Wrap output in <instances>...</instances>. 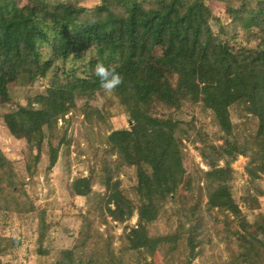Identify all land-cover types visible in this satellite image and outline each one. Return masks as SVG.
<instances>
[{"label":"trees","instance_id":"1","mask_svg":"<svg viewBox=\"0 0 264 264\" xmlns=\"http://www.w3.org/2000/svg\"><path fill=\"white\" fill-rule=\"evenodd\" d=\"M252 1L230 0L222 10L227 16L223 21L222 12L214 14L210 0H101L94 7L72 0H29L19 10H13L8 0H0V88L6 98L7 76L45 77L57 60L79 58L85 51L95 49L88 76L52 83L48 107L21 106L5 115L11 134L22 139L28 149L37 150L32 163L27 165L30 176L38 171L46 143L50 153L47 168L57 164L60 144L54 146L51 139L59 135V120L71 123L66 116L76 108L75 95L103 91L94 73L98 63L115 67L123 76V83L115 91L134 121L130 129L98 136L90 132L87 136L103 146V153L99 156V149L95 150V167L89 175L74 179L68 189L74 196H89L93 176L100 171L107 200L97 221L87 218L75 245L62 250L59 264H131L128 257L136 256L137 261L147 259L144 256L154 255L161 244L172 246L168 258L176 260L185 244L187 259L183 264H192L201 253L202 233L213 232L205 225L207 215L216 209L233 216L212 220L219 240L236 246V250L231 249L232 261L226 264H264V238L249 232L246 214L230 188L234 172L231 163L239 155L251 157L247 167L251 177L259 178L260 172H264V165H256L264 156V0ZM214 22L219 24L217 31ZM238 29L244 31L250 42L238 41ZM256 40V46L249 44ZM157 47H163L165 57L180 64L185 77L183 86L158 77L152 64ZM189 100L202 102L215 113L224 141H204L196 132L192 141L202 144L200 155L210 167L205 170L196 165L190 173L189 186L196 182L200 196L193 203L186 201L174 209L180 220L177 230L153 234L152 226L170 211L167 202L176 199L178 187L185 179V139H189L191 130L196 131L193 121L158 116L154 104L179 109ZM237 103L258 119L257 131L248 138L239 136L231 118L230 108ZM84 114V122L91 126L96 121L94 116L102 118L95 110L86 109ZM66 132L64 129L62 134L67 135ZM59 137L69 149L72 141ZM85 152L81 148L78 155ZM222 159L223 167L219 166ZM132 166L136 168L137 181L131 190H125L120 174L123 168ZM202 195L208 199L205 206ZM28 198L15 162L0 147V212L12 201L19 204ZM245 202L252 209L260 206L257 197L248 196ZM30 208L33 209L26 207L24 211ZM40 211V239L44 241L51 225L47 223L46 210ZM136 214L137 225L120 236L122 250L113 249L114 236H105L99 225L108 224L107 216L123 223ZM222 222L224 227L219 228ZM2 241L0 238V253Z\"/></svg>","mask_w":264,"mask_h":264},{"label":"rangeland","instance_id":"2","mask_svg":"<svg viewBox=\"0 0 264 264\" xmlns=\"http://www.w3.org/2000/svg\"><path fill=\"white\" fill-rule=\"evenodd\" d=\"M47 2H67L71 0H45ZM88 7H94L101 0H72ZM212 10L215 15H221L226 3L230 0H210ZM252 1V0H251ZM258 0L252 1V3ZM29 0H8V4L13 10H19L26 6ZM223 21L226 15L222 12ZM214 30L219 29L218 23H213ZM238 41L248 43L247 36L244 31L238 29ZM259 40L249 43L256 46ZM95 54V49L85 51L79 58L71 56L68 60H57L55 65L48 71L45 77L33 78L30 74L9 75L7 76L9 98H6L0 88V147L5 154L12 159L25 181V188L28 193V199L21 200L19 204L12 201L8 204L6 210L0 212V238L2 248L0 260L2 264H59L61 252L64 249L73 247L79 237L81 226L87 218L97 221L100 208L107 200L108 192L106 187L101 183L100 176L102 173L96 171L92 181V192L89 196H74L70 194L68 184L80 176H87L90 170L95 167V150L99 149V156L103 153V146L94 139H88L90 132L93 136L98 134L107 135L113 130L130 129L134 124L130 113L124 104L121 96L116 91L111 94L104 90L100 92L78 93L75 95L76 108L68 113L66 118H71V123L67 125L64 120H59L56 128V134L65 136L64 140H71V147L67 149V143H61L59 135L51 142L54 146L60 144L59 159L57 164L52 168H47L49 162V148L45 144L42 152V160L38 164V171L34 176H30L27 172V165L32 163L36 149H28V146L22 139L11 134L5 123V115L24 106L27 108L40 109L48 107V89L52 83L70 82L76 77H85L90 74L88 68L91 58ZM153 66L158 71V77L170 80L177 85L185 84L180 64L172 59L165 57V49L157 47L153 53ZM154 113L158 116L171 117L180 121L192 122L196 131L188 133L189 139H185L187 147L186 155L183 160V166L186 170V176L182 184L178 187V195L174 201L167 202L166 208L170 211L163 214L157 224L152 226L153 234H165L178 229L179 216L174 209L181 207L184 202H194L200 196V189L197 183L189 186L190 173L199 165L201 168L208 170L210 167L206 165L200 155V142H193L196 132L199 131V137L204 141L221 144L224 141V132L221 129L215 113L205 108L202 102L185 101L179 109L175 107H167L165 105L154 104ZM99 111L102 118L89 125L85 120V110ZM231 118L236 125V132L241 138H248L251 133L257 131L258 119L249 113L243 104L237 103L230 108ZM66 125V126H65ZM94 128V130L92 129ZM64 129L67 135L62 134ZM97 132V133H96ZM48 133V131H46ZM86 149L87 152L78 155L80 149ZM250 156L239 155L232 161L233 179L230 182V188L234 195L235 201L240 205L246 214L249 222V232L257 238H264V172H260L259 178H253L249 175L247 167L250 164ZM225 160L219 162V166L223 167ZM256 165H264V156H261ZM99 166H97V169ZM120 178L122 179V188L131 190L137 181V171L134 166L123 168ZM201 186L204 182H201ZM252 196L259 199V208H249L245 202V198ZM202 205L207 202L206 195H202ZM30 208L24 211V208ZM114 207V205H112ZM46 210L47 223L51 225L47 238L42 241L40 239V210ZM229 216V215H228ZM226 213H220L216 209L211 215H207V225L212 229V233L204 230L201 235L203 240L201 253L193 259L192 264H226L232 261L231 249L236 250V246H229L227 242H221L218 238V231L213 229L212 220L215 219H233L228 217ZM108 224L99 225V231L105 236L113 235V249L122 250L121 238L123 233L129 232L130 229L137 225L138 215H134L126 222H118L107 216ZM186 222V220H184ZM224 222L219 224V228L224 227ZM188 222L186 226L188 227ZM172 246L169 244H161L154 255L144 256L137 261V257L127 258V262L131 264H183L187 259V246L182 245L181 254L178 258H168L169 251ZM167 259L169 262L167 263ZM86 264V263H84Z\"/></svg>","mask_w":264,"mask_h":264},{"label":"clouds","instance_id":"3","mask_svg":"<svg viewBox=\"0 0 264 264\" xmlns=\"http://www.w3.org/2000/svg\"><path fill=\"white\" fill-rule=\"evenodd\" d=\"M94 73L99 79L101 89L108 94L113 93L123 83V76L117 72L115 67L98 63L95 66Z\"/></svg>","mask_w":264,"mask_h":264}]
</instances>
